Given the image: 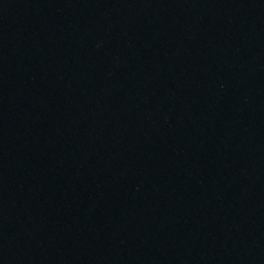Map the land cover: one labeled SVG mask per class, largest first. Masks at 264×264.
<instances>
[{
	"label": "water",
	"instance_id": "1",
	"mask_svg": "<svg viewBox=\"0 0 264 264\" xmlns=\"http://www.w3.org/2000/svg\"><path fill=\"white\" fill-rule=\"evenodd\" d=\"M0 264H264V0H166Z\"/></svg>",
	"mask_w": 264,
	"mask_h": 264
}]
</instances>
